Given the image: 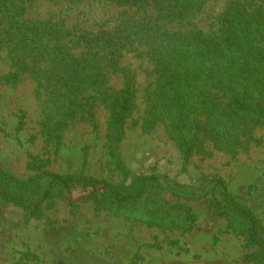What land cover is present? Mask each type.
<instances>
[{
  "label": "rangeland",
  "instance_id": "obj_1",
  "mask_svg": "<svg viewBox=\"0 0 264 264\" xmlns=\"http://www.w3.org/2000/svg\"><path fill=\"white\" fill-rule=\"evenodd\" d=\"M1 2L2 185L34 196L50 173L95 184H128V176L157 174L179 192L153 190L125 203L96 194L70 205L56 191L36 211L0 195V264H264L247 258L263 246L248 241L243 219L214 205L212 185L213 179L225 181L264 234V121L248 118L228 137L231 124L222 108L230 93L218 83L210 94L221 109L211 105L213 111L192 116L184 127L192 146L186 154L168 128L175 107L148 46L133 41L91 53L90 40L129 16L155 12L152 7L117 0H16L10 8ZM229 2L206 0L190 25L217 32ZM26 24L56 26L72 53L98 59L105 75L100 90L82 83L74 93L63 83L48 87L44 70L50 60L40 50L19 52ZM14 72L17 80L5 79ZM128 86L134 105L123 137L112 146L116 99ZM68 99L71 107L65 106ZM91 188L75 184L72 195Z\"/></svg>",
  "mask_w": 264,
  "mask_h": 264
},
{
  "label": "trees",
  "instance_id": "obj_2",
  "mask_svg": "<svg viewBox=\"0 0 264 264\" xmlns=\"http://www.w3.org/2000/svg\"><path fill=\"white\" fill-rule=\"evenodd\" d=\"M13 1L16 0H2L1 4L10 8ZM117 1L142 8L152 7L155 12L129 16L115 29L90 40L91 53L98 55L101 50L133 41L148 46L159 66L162 88L167 89L175 107L168 128L186 154L191 152L192 146L185 136L184 127L191 124L192 116L207 109L213 111L215 107L221 109L210 94L211 88L218 83L230 93L229 101L222 108L223 120L231 124L227 126L228 137L233 128L245 123L248 118L264 121V0H230L220 18L217 32H205L190 25V20L202 10L206 0ZM12 14L15 15V12ZM171 22H176L177 26H170ZM22 27L18 38L19 52L29 54L40 50V54L50 60L44 70L48 87L52 85L56 88L57 84L63 83L67 91L74 93L80 87L78 84L82 83L95 92L100 90L105 75L101 71V62L91 53H72L67 42H64L65 32L56 26L47 28L26 24ZM22 54H19V60L24 58ZM18 77L19 72H14L5 79L17 80ZM72 105V100L65 101L66 107ZM133 105L132 88L128 86L121 90L116 99L112 116V146L117 145L123 137L125 119ZM127 178L131 179L128 184L108 181L95 184L83 178L72 181L63 174L50 173L47 185L37 195L28 196L8 190L1 182L0 195L36 211L56 191L70 205L96 194H102L113 202L125 203L153 190L179 192L167 186L157 174L131 175ZM75 184L82 185L84 189L92 188L75 198L72 195ZM212 185L216 189L215 196L218 195L214 205L232 217L243 219L247 223L248 241L263 246L259 254H248L247 258L264 262V234L255 216L230 194L225 181L213 179ZM186 194L196 197L203 195L194 192Z\"/></svg>",
  "mask_w": 264,
  "mask_h": 264
}]
</instances>
